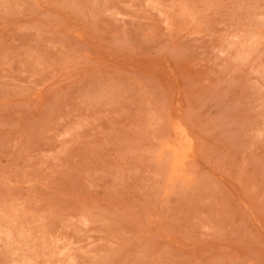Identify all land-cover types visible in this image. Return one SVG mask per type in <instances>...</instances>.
Segmentation results:
<instances>
[{
  "label": "rangeland",
  "instance_id": "1",
  "mask_svg": "<svg viewBox=\"0 0 264 264\" xmlns=\"http://www.w3.org/2000/svg\"><path fill=\"white\" fill-rule=\"evenodd\" d=\"M0 264H264V0H0Z\"/></svg>",
  "mask_w": 264,
  "mask_h": 264
}]
</instances>
